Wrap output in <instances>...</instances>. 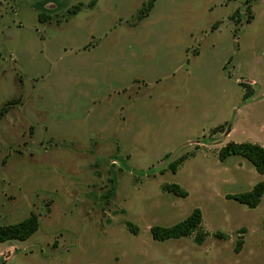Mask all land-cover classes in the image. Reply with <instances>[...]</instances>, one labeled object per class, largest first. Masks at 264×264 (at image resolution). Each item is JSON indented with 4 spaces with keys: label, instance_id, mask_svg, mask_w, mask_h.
<instances>
[{
    "label": "rangeland",
    "instance_id": "obj_1",
    "mask_svg": "<svg viewBox=\"0 0 264 264\" xmlns=\"http://www.w3.org/2000/svg\"><path fill=\"white\" fill-rule=\"evenodd\" d=\"M149 2L0 0V227L40 221L0 264H264V197L228 199L264 176L219 160L264 146V0ZM195 209L203 245L153 239Z\"/></svg>",
    "mask_w": 264,
    "mask_h": 264
},
{
    "label": "trees",
    "instance_id": "obj_2",
    "mask_svg": "<svg viewBox=\"0 0 264 264\" xmlns=\"http://www.w3.org/2000/svg\"><path fill=\"white\" fill-rule=\"evenodd\" d=\"M83 6V4L75 6L72 10L69 11L70 15H77L81 11ZM153 7L154 0H150V2L145 5L139 12V20H143L144 18L148 17ZM40 8L42 10V13H40L39 15V20L41 23H45L50 20V17L46 14L47 12L44 9V6H40ZM12 105L13 102H8L4 109L1 111L0 116L6 115L10 110V106ZM233 157L243 158L253 166L258 174L264 176V146L253 142H230L220 150L219 160L220 162L224 163ZM184 161L185 157H182L179 160L175 161L170 166L171 171L173 173H176L178 167ZM164 191L179 198H187L189 196L188 192L177 184L165 185ZM263 197L264 182H260L252 190L239 193L234 196H228V199L233 200L250 209H256L261 204ZM202 224V212L200 209H195L190 216L172 227H153L151 229V234L153 239L159 242H165L168 240H180L196 234L195 243L197 245H203L207 238V233L202 232ZM129 228H132L131 224H129ZM39 229V218L37 215L32 214L29 218L23 220L20 223L1 226L0 244L6 243L8 241L25 242L32 236H34L39 231ZM242 245L243 242L239 241L237 251L242 248Z\"/></svg>",
    "mask_w": 264,
    "mask_h": 264
}]
</instances>
